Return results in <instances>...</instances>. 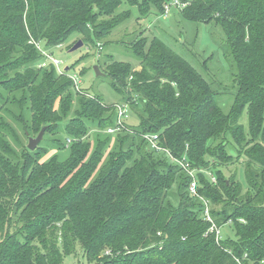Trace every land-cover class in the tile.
<instances>
[{
  "label": "trees",
  "instance_id": "16d2710c",
  "mask_svg": "<svg viewBox=\"0 0 264 264\" xmlns=\"http://www.w3.org/2000/svg\"><path fill=\"white\" fill-rule=\"evenodd\" d=\"M171 1L0 0V264H62L77 245L88 264H264V0L175 7L226 35L237 91L228 114L203 75L157 37L134 36L135 64L103 58L101 42L132 16L118 11L123 4L139 19L164 16ZM75 36L95 43L138 127L128 117L109 134L116 106L81 90L71 68L39 66L38 45ZM45 127L62 139L34 151L21 143L19 133L38 137ZM223 138L235 154L216 145ZM241 160L244 181L227 178L222 168ZM182 162L209 173L198 175L197 196ZM226 224L234 239L211 231Z\"/></svg>",
  "mask_w": 264,
  "mask_h": 264
},
{
  "label": "rangeland",
  "instance_id": "374dc122",
  "mask_svg": "<svg viewBox=\"0 0 264 264\" xmlns=\"http://www.w3.org/2000/svg\"><path fill=\"white\" fill-rule=\"evenodd\" d=\"M125 10H131L132 16L127 22L117 27L109 37L104 38L101 42L104 48V50H101V52L103 51V58H105L106 55H113L117 60L135 64V58L131 49L128 47L134 36L143 33L144 36L147 37H157L203 75L210 83L213 90L217 92V99L223 112L225 114L230 113L237 91L234 73L230 70V66L225 59L223 45L226 43V35L220 26L214 23L202 24L188 21L181 16V12L178 8L172 9L167 16L152 14L148 18L139 19L137 8H132L123 4L118 11L123 12ZM80 40L85 43V46L71 52L72 47ZM40 46L46 53L62 62L60 67L61 71L71 68L70 74L79 81V88L81 90L100 96L108 105L117 106L123 102L122 96L113 88L111 79L106 77L105 74L104 76L97 77L95 73L94 69L99 65V59L97 56L98 49L94 42L82 38L81 36H75L61 47L47 48L45 43H41ZM49 64L51 63L49 62ZM81 72L85 73L81 75ZM74 108H76V104H74ZM12 112L17 115L19 110L13 108ZM5 119L7 120V116ZM239 121L240 124L247 128V109L244 110ZM126 124L131 127L139 126L138 118L134 112L131 111V108ZM58 131L59 130L56 132ZM19 134L21 143L27 147L29 138L37 137L34 134H29V137L25 138L21 133ZM59 139H62L59 134H45L40 143L41 145L39 144L36 149H48L50 146H54L53 143L55 140ZM66 142L67 144L69 143L68 140H66ZM216 143V145L225 143L231 153L235 154L234 145L227 139L223 138ZM53 153L54 151L50 152L49 155ZM242 162L243 160L239 161V164L236 162L235 164L223 167L222 170L224 175L230 178L234 174H237L239 180L243 182L244 169ZM184 170L196 179L198 175L202 173L209 177V173L204 170ZM220 235L223 240L227 238L234 239L235 233L232 224H226L221 227ZM57 262H59V259ZM62 264H88L82 247L77 245L76 253L63 257Z\"/></svg>",
  "mask_w": 264,
  "mask_h": 264
},
{
  "label": "built area",
  "instance_id": "2783aa9c",
  "mask_svg": "<svg viewBox=\"0 0 264 264\" xmlns=\"http://www.w3.org/2000/svg\"><path fill=\"white\" fill-rule=\"evenodd\" d=\"M183 6H185V4H182L179 0H173L170 3H166L164 16L169 15L173 8H175V7L179 8V7H183ZM38 47L41 49V51L45 57L43 62L39 66L40 67H48L50 65L49 64V62H50L51 64L56 66L60 72H62L60 70L62 62L53 58L50 54L46 53V51H44L40 45H38ZM76 82H77V84H79V81L77 79H76ZM116 108H117V113H118L117 125L115 127H110L107 129V132L109 134H115L118 131H120L124 125V120L129 117L130 107L128 104H126V103L125 104H119L116 106ZM147 139H148V141H149V143L153 149H155L157 151H160L162 149L159 145L157 135L148 136ZM68 142H70V140ZM181 164H182L184 169L188 170V168H189L188 164H184L183 162ZM192 177H193V181L190 184L189 191H190L191 196H197L198 195L199 182L194 176H192ZM211 178H212V182H216V179L214 177H211ZM205 215L207 216V219L209 221H212L211 217H210L209 209H207L205 211ZM211 231L212 232L215 231L217 233V235L220 237V230L218 228H216L215 225H213V227L211 228Z\"/></svg>",
  "mask_w": 264,
  "mask_h": 264
},
{
  "label": "water",
  "instance_id": "95a60500",
  "mask_svg": "<svg viewBox=\"0 0 264 264\" xmlns=\"http://www.w3.org/2000/svg\"><path fill=\"white\" fill-rule=\"evenodd\" d=\"M83 46H84V42L80 40V41H78V43H76L72 47L71 52H74V51L82 48ZM66 70H68V68ZM94 70H95V73H96L97 77L104 76V74L101 72L99 66H96ZM45 130H46V127L42 129V131L40 132L38 137L29 139L28 148L31 151H34L39 146V144L41 143V141H42V139L44 137Z\"/></svg>",
  "mask_w": 264,
  "mask_h": 264
}]
</instances>
